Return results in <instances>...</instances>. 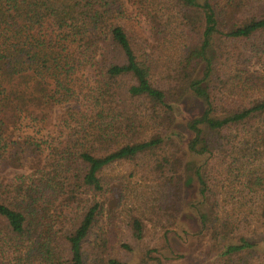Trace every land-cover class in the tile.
Listing matches in <instances>:
<instances>
[{
	"label": "trees",
	"instance_id": "16d2710c",
	"mask_svg": "<svg viewBox=\"0 0 264 264\" xmlns=\"http://www.w3.org/2000/svg\"><path fill=\"white\" fill-rule=\"evenodd\" d=\"M132 17L153 25L154 51L138 49ZM249 46L264 53V0H0V253L89 264L116 199L108 170L131 164L176 209L195 157L196 199L183 201L198 230L180 237L207 244L199 264H264V75L244 69ZM189 99L201 112L180 142ZM57 108L65 135L48 139ZM11 169L26 173L7 182Z\"/></svg>",
	"mask_w": 264,
	"mask_h": 264
},
{
	"label": "rangeland",
	"instance_id": "374dc122",
	"mask_svg": "<svg viewBox=\"0 0 264 264\" xmlns=\"http://www.w3.org/2000/svg\"><path fill=\"white\" fill-rule=\"evenodd\" d=\"M124 22L126 30L135 40L138 49L146 52L154 51L153 44L158 45L153 33V25L144 17ZM152 46V47H151ZM156 48V47H155ZM245 51L246 65L244 69L250 68L252 72L264 75V53L252 52L249 46ZM155 56H161L160 49ZM65 108H57L53 114L54 125L46 132L48 139L63 137L58 124L59 116ZM181 119L173 128V135L182 142L186 140L185 122L201 112V106L195 100L189 99L181 107ZM55 141V140H53ZM198 159L189 157L184 164V182L182 184V199L175 200L176 209L167 210L164 196L151 190L149 184L140 182L139 178L130 177L131 164H119L114 169H109L107 174L113 179L111 182L116 186V199L108 201L104 207L103 218L100 223L102 233L93 235L89 245V264H106L109 258H119L129 264H156L150 258H159L163 264H199L203 261L208 250L207 244L196 241L184 242L180 234L184 230L196 232L198 229L196 214L189 207L188 201L196 199L197 186L193 179L189 178ZM26 172L23 169H11L5 172L7 182L16 183ZM187 201L186 203L183 201ZM181 208V209H180ZM180 209V212L178 210ZM134 218L143 219L147 226L143 240H135L131 231V222ZM108 240V241H107ZM168 240V242H167ZM99 241V242H98ZM130 246V250L122 248V245ZM101 251V252H100ZM152 252L147 258L148 252ZM0 264H12L10 257L0 253Z\"/></svg>",
	"mask_w": 264,
	"mask_h": 264
}]
</instances>
